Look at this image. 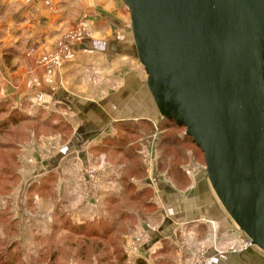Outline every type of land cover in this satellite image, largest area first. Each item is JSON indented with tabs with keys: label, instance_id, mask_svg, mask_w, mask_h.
Returning <instances> with one entry per match:
<instances>
[{
	"label": "crops",
	"instance_id": "1",
	"mask_svg": "<svg viewBox=\"0 0 264 264\" xmlns=\"http://www.w3.org/2000/svg\"><path fill=\"white\" fill-rule=\"evenodd\" d=\"M83 22L89 24L92 37L75 45L74 57L55 72L53 89L38 60L65 31ZM131 25L130 9L123 0H0V101L20 106L32 116L42 110V119L64 124L61 130L32 128L18 142L17 181L0 196V254L12 246L21 264H79L70 261L73 255L65 258L61 243L53 249L49 246L59 234L70 235L66 224L90 226L111 217L109 206L123 192L120 179L125 163L123 155L105 140L118 133L116 122L129 119L137 123L143 118L158 122L162 118L149 91L145 67L137 57ZM41 92L51 96L46 108L33 105ZM53 135L61 139V146L50 151L47 141ZM145 147L140 150L142 156ZM102 165L109 169L95 190L82 172L88 166ZM163 177L152 168L139 183L153 188L164 210L159 230L142 245L140 257L149 261L162 238L176 229L183 232L186 227L178 225L183 220L194 229H205L198 222L215 218L218 238L224 233L232 240L237 226L217 199L207 170H191L184 191ZM28 236L37 244L35 252L25 255L21 245ZM207 264H264V253L255 246L238 253L212 251Z\"/></svg>",
	"mask_w": 264,
	"mask_h": 264
},
{
	"label": "water",
	"instance_id": "2",
	"mask_svg": "<svg viewBox=\"0 0 264 264\" xmlns=\"http://www.w3.org/2000/svg\"><path fill=\"white\" fill-rule=\"evenodd\" d=\"M123 1L157 110L185 127L217 199L264 253V0Z\"/></svg>",
	"mask_w": 264,
	"mask_h": 264
},
{
	"label": "rangeland",
	"instance_id": "3",
	"mask_svg": "<svg viewBox=\"0 0 264 264\" xmlns=\"http://www.w3.org/2000/svg\"><path fill=\"white\" fill-rule=\"evenodd\" d=\"M19 107L20 106H18V109L21 111L22 109H20ZM169 125L170 127H168V129L171 132L173 130V133L175 132L176 134L183 135L186 132L185 129H173L174 125H172L171 123ZM164 129L167 128L157 129V127H155V129L153 130H147L148 132L142 134V136L132 138L131 141L133 144L141 145L140 150L142 149L143 145L146 146L144 149L147 150V156L143 155L145 160L143 167L144 171H146V175L143 176V178L141 177L142 175H140L141 178L137 179L139 180V182L137 180V182H135L137 183V187L139 188L144 186H139V183H141L140 180L145 179L147 176H149L151 174V169L153 168V170L158 169V171L161 172V175L164 176L163 178L166 177V180L169 183L175 186H179V188L183 189V191L187 190V188L189 187V182H187L186 180L181 181L179 176H177L176 172L175 175L169 173V162L172 160L173 155H171V153L167 155L170 156V158L169 162H167L165 165L162 164V162L160 161V157L162 155L163 150V148H161V138L164 134ZM45 133H48V131H45ZM57 136L58 135H53L47 141L50 151L56 150L59 148V146H61V139ZM139 139L142 140L139 141ZM51 143H56V149H52ZM182 151L184 158L178 157L177 159L178 162L183 165L182 170L186 177H189L191 170H193L194 172H198L201 169L206 170L205 155H203L190 140L185 143ZM2 155L0 156V158L2 157ZM122 160L125 161L124 159ZM190 167H192L191 170H187L188 168L190 169ZM102 168L109 169V167L106 165L99 166V168L90 166L87 167L88 170L93 169L95 171H99ZM119 169L115 168V172H117V174L120 173ZM84 172L85 169L82 172L83 176ZM137 174L135 175L137 176ZM135 175H133L132 180L136 178ZM105 176L106 175L104 172L100 176L102 178L99 179V182L96 187L94 186L95 181L89 178L90 187L97 190L100 185V182ZM83 181L84 179L81 180V183ZM1 191L2 190L0 187V196L2 194ZM150 197L152 198L153 202H155L157 206L156 209L145 210L143 209L144 206L142 200H140L141 203L139 204L138 202L136 203L129 199V196L123 197L121 195V198H119V200L116 199L114 202H111V205L109 206L111 217L108 218L112 220L116 219L115 222H113V225L117 230L115 234L110 238L98 240L95 238L87 239L86 237L84 238L72 234L64 237L63 234H59V237L56 238V241L52 242L49 247L53 249L55 248V246L58 245V243H61V249L66 250L69 256L73 255L71 256L70 261L72 259L78 262L79 264H89L91 260H97V264H138L136 263L137 259L143 260L146 264H197L198 260L201 259L203 253H207L205 258V261H207L205 264H207L209 255L212 253V251H215L214 243H216V246L221 250L229 248L232 244V242L230 241L235 242V245L237 246L241 244L240 239L241 236H243L242 234H244L242 230L237 227L238 230L234 231L230 235L232 240H229L227 238V235L225 236L224 233H220L221 236H219L218 238V236L216 235V232L219 228L218 221H216L215 218L207 217V219L209 220L208 222H206L203 218L201 219L202 222H198L199 224L197 223L198 225L203 224L205 226V229H194L193 224L186 225V228L183 230V232H180L176 229L175 231H173V234H171L169 237L162 238V240L157 245L155 254L152 256L151 259H149V261L145 260L140 256L133 257L132 259H130L127 254L126 246L131 236L135 234L136 231L139 230V228H144L148 223H150L152 226H155L156 228H159L161 222V219H159V217H161L160 213L164 215L163 207L159 206V202H157L155 194H149L148 198L150 199ZM1 204L2 202L0 201V207ZM123 211H127L129 213L132 212V215L129 217L128 215H126V213L123 214ZM186 221L187 220L178 222L179 228H182ZM138 225H140L141 227H137ZM35 244H37V241L33 240L32 237L28 236L24 238L21 245V249L25 253V255H29L35 252L33 249V247L35 248ZM25 258L27 259V257ZM59 263L62 264L63 262L61 261Z\"/></svg>",
	"mask_w": 264,
	"mask_h": 264
},
{
	"label": "trees",
	"instance_id": "4",
	"mask_svg": "<svg viewBox=\"0 0 264 264\" xmlns=\"http://www.w3.org/2000/svg\"><path fill=\"white\" fill-rule=\"evenodd\" d=\"M38 111L36 116H32L29 113L20 111L18 108L13 107L8 101H0V187L1 193L6 194L10 191V188L17 181V175L15 173L16 163H17V155L19 152L18 142L22 141L27 137V134L30 129L40 127H49L54 128L56 130H61L64 128V124L62 122L58 124H53L49 120L42 119L43 113ZM42 119V120H40ZM51 119V118H50ZM174 125L173 129H185V127L177 125L175 122L170 121L166 118H160L158 122V129H164L163 135L161 138V148L162 155L160 157V161L162 164H166L169 162L170 156H167L169 153L173 155L170 163L169 173L174 174L177 173L180 180H186L189 182V177L183 173V165L178 162V157L184 158L183 155V147L185 143L190 140L202 153L201 149L197 146V144L192 140L191 137L187 136L186 133L176 134L168 129L170 127L169 124ZM119 130L118 133L113 135V137H108L105 142L113 148V151L121 153L124 157L125 167H123L125 174L123 173L120 182L123 187L122 196H129L133 202L141 203L143 202V209H156L157 206L155 202H153L152 198H148L149 194H153L154 191L150 187H137V183L132 180L133 175L138 174L135 177L143 178L146 175V171H144V157L140 152L141 145L139 144H131L133 137L142 136V134L148 132L149 129H155V125L153 122L148 120L147 118H143L142 120L133 122L132 120H125L116 122L115 124ZM169 130V131H168ZM186 131V130H185ZM2 135V136H1ZM203 154V153H202ZM168 168V167H167ZM130 175V176H128ZM140 175H142L140 177ZM138 205V204H137ZM126 213L129 217L132 215V212L129 213L127 211H123V214ZM122 214V215H123ZM121 215V216H122ZM116 220V219H115ZM110 218L100 219L98 222L91 223L92 225L85 224L84 226H77L75 223H70L64 225L68 227L67 229L70 234L77 235L80 237H86L87 239H107L112 237L116 228L113 225V222ZM64 250V249H63ZM65 258L68 257V252L64 250ZM42 257V256H41ZM56 255L54 259H56ZM22 261L18 255L12 251V246H9L7 252H3L0 254V264H21ZM37 264V261L35 262ZM136 263L138 264H146L143 260L137 259Z\"/></svg>",
	"mask_w": 264,
	"mask_h": 264
},
{
	"label": "built area",
	"instance_id": "5",
	"mask_svg": "<svg viewBox=\"0 0 264 264\" xmlns=\"http://www.w3.org/2000/svg\"><path fill=\"white\" fill-rule=\"evenodd\" d=\"M87 37H92V31L88 23L83 22L80 24V27L75 29H70L65 31L64 34L61 35V37L55 42L53 47L50 49L49 53H46L43 55L39 60L38 63L40 66L44 67L46 70V82L51 86L53 82V76L55 72L63 67V65L66 63V61L72 59L75 55L74 47L75 45H78L82 40H84ZM51 88L55 89L56 87L54 85L51 86ZM51 96L47 95L44 92H41L37 95V101L33 103L35 107H42L46 108L50 105L51 101H49V98ZM159 122V121H158ZM158 122L153 121V125L157 127L158 129ZM52 149H56V143H51ZM147 150H144L143 155H146ZM151 154V153H150ZM89 167V166H88ZM105 167V166H104ZM107 169L102 168L99 171H95L93 169H85V172L91 180L95 181V187L97 186L100 177L104 172L105 174ZM188 172V171H187ZM98 174V175H97ZM209 221V220H208ZM195 222V221H194ZM186 225H189V223H185L182 227H186ZM159 228H156L155 226H152L150 223L146 224L144 228H141L136 231L135 234L131 236L127 243V254L130 259L133 257L140 256L142 245L147 242L148 238L154 234L157 233ZM241 236V244L235 245V242H232L231 246L227 249H219L216 246V243H214L215 251L217 253H222L223 251H228L232 253H238L240 251H245L250 248H253L254 245H251V241L249 238L242 234ZM207 253H203L201 256V259L198 260L197 264H205L207 261H205Z\"/></svg>",
	"mask_w": 264,
	"mask_h": 264
}]
</instances>
